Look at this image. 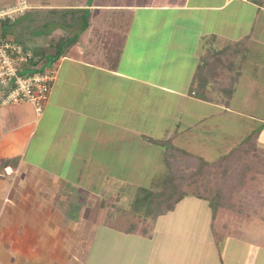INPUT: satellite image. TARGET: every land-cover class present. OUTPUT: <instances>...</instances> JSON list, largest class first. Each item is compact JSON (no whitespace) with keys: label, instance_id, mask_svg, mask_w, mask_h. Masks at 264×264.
I'll use <instances>...</instances> for the list:
<instances>
[{"label":"rangeland","instance_id":"obj_1","mask_svg":"<svg viewBox=\"0 0 264 264\" xmlns=\"http://www.w3.org/2000/svg\"><path fill=\"white\" fill-rule=\"evenodd\" d=\"M253 3L259 4V9ZM262 7L264 0H250L245 5L237 0L232 1L229 8L225 9L228 15L224 29L227 42L224 47L225 57H216L211 61L206 56L207 51L211 53L209 47L213 44L209 39L208 44L202 43L203 50L198 52L203 62L194 67L193 72L181 60L173 70V73H179V77L166 79L165 85L170 88L174 80L187 82L182 83L181 88L186 97L191 94V98H180L177 110L181 117L178 118L181 126L177 130L178 136L186 128L180 135L181 144L170 140L169 134L164 136L163 133L154 131L152 136L158 139L143 148L119 147L115 143L121 135L125 136L122 141L131 139L126 137V132L116 130L111 124L108 126L107 136L112 137V140L102 144L101 132H78L67 138L63 132L65 129L59 127L60 122H52V116L44 121L45 129L39 133L43 135L36 139L45 138L47 142L42 144L34 139L24 161L31 159L48 172L60 173L56 182L59 186L65 182L77 183L79 190L76 191L77 194L65 190L68 196L60 188V203L54 204L47 211L50 215L56 213L55 208L60 211L58 236H55L49 226L44 231L36 226V222L40 225L46 223L45 220L36 221L37 217L46 216V220H51L43 206L34 211L27 210L25 218H22L24 211L18 213L19 221L26 223V227L19 226L22 229L21 241L31 242L20 245L25 253V256H21V259L25 257L21 264H264ZM232 10L245 15L247 21L238 26L233 19L239 15L232 13ZM50 12L53 11L45 12L47 17L52 16ZM195 13L196 11L187 14L177 12L176 15L190 19ZM37 16L38 19L33 22L28 12L5 24L4 31L13 41L30 49L42 67L47 63L51 65L49 58L60 49V44L50 45L57 40L55 25L51 26L52 21L44 25L42 16ZM184 21L179 19L177 23L182 27L181 24L185 25ZM194 24L195 22L187 21V25L197 31ZM170 28L175 34L180 31L173 24ZM183 28L180 31L183 34L181 37L177 36L176 43L182 55L185 54L183 40L187 38ZM199 29L203 30V27ZM248 29L253 30L250 31L249 40L232 44L233 38L237 41L242 36V31ZM188 39L191 43L192 39ZM240 59L247 64V68L241 70L242 73L236 68L240 66ZM224 60L230 67L235 65L232 71L220 68L219 61L223 66ZM34 65L30 61L23 64V67L28 70ZM52 66L55 69L54 79H57L60 77L55 68L57 65L53 62ZM143 68L147 73L149 67ZM188 72H192L191 77L182 80ZM54 79L53 83L56 82ZM53 86L57 87L55 84ZM205 88L209 89L208 95L212 99L207 102L195 99L203 96L202 90ZM144 92L143 95L140 93V98L142 96L144 100H138V111L128 105L130 101L136 102L131 92L126 100L113 98L106 118L113 122H126L124 119L129 113L134 118L141 117V104L145 107L153 102L146 99L148 96H157L158 90L146 86ZM168 95L171 99V94ZM165 99L170 101L167 96ZM47 101L48 97L43 105ZM85 105L86 102H83V106ZM74 106L77 108V104ZM88 110L91 113L98 110L105 115L101 106L96 108L94 101L90 103ZM235 150L238 152L235 155L236 165L240 164L239 168H244L241 175L237 176L240 182L237 179L234 181L236 186L231 196L234 208H218L214 211L211 199L207 197L211 190L216 189L218 178L226 180L230 172L228 162L213 163ZM172 152H183L179 158L181 166L178 173L179 176L187 174L188 179L181 184L180 189H173L172 192H184V197L173 210L154 217L149 211L151 207H156L160 199H164V185L169 181L168 185L179 187L177 177L167 180L170 176L167 174L164 154ZM194 156L205 161L202 167L193 161ZM188 162L189 167H186ZM195 174L196 177H193ZM41 184L42 182L38 186L40 189L35 191L34 201L44 198ZM18 197L20 198L19 195ZM73 222L75 227L72 226ZM8 252L9 254L3 253L0 263L8 264L5 258L9 259V255L10 262H13L12 257L18 255L14 250L11 251L10 246Z\"/></svg>","mask_w":264,"mask_h":264},{"label":"crops","instance_id":"obj_2","mask_svg":"<svg viewBox=\"0 0 264 264\" xmlns=\"http://www.w3.org/2000/svg\"><path fill=\"white\" fill-rule=\"evenodd\" d=\"M16 1L19 0H0V3L13 4ZM23 1L27 8L18 17H23L30 12L33 22L38 19L37 15H39L44 19V25L51 21V26L55 25L57 40L50 45L60 44V49L56 50L60 52V57L54 61L60 77L57 79L55 77L56 82L51 83L48 101L43 105L39 114L28 102L0 106V261L3 253L9 254V246L11 251L14 250L18 254L14 258L11 256L13 262H10V255L9 259L5 258L8 260V264H21L22 259L25 258L21 259V256L22 254L25 256V253L23 246L20 245L31 244L27 240L21 241L22 229L19 226L26 227V223L19 221L18 213L24 211L22 218H25L27 210L34 211L39 206H43L44 212L47 213L51 206L60 203V188L68 196L69 194L65 190L75 194L79 190L77 183L65 182L59 186L56 182L60 173L48 172L47 169L31 159L24 161L29 145L34 139L42 144L46 141L45 138L36 139L43 135L39 133L45 129L43 128L44 121L49 120V117L52 116V122L54 120L60 122V124L58 123L59 127L62 126V129H65L63 132L67 138L78 132H101L102 144H107L112 140V137L107 136L108 126L111 124V127L114 126L116 130L126 132V137L131 139L122 141L125 136L121 135V138L115 143V146L119 147L143 148L146 144L158 139L152 136L154 131H159L164 136L169 134L170 140L181 144L180 135L186 128L182 129L178 136L177 130L181 127L178 118L181 119V117L177 110L180 106L179 101L191 98V94L186 97V93L181 88L182 83L187 82L181 80L175 82L174 80L173 86L170 88L165 85L166 79L179 77V73H173V70L177 66V62L181 60L184 62L183 65L193 69V72L194 67H198L203 62V58L198 55V52L203 50L202 43L208 44L209 39L213 44L209 47L211 53L207 51L206 56L211 58V61L216 57H225L224 47L227 42L224 29L228 19L225 9L229 8L230 3L234 0ZM237 1L244 5L250 2V0ZM253 5L259 9V4L253 3ZM262 8L264 9V7ZM48 10L53 11L50 12L51 17H47L48 15L45 13ZM195 11V15L190 19L189 17L179 18L176 15L177 12L187 14ZM231 12L239 15L233 19L238 26L247 21L245 15L239 11L232 10ZM179 19L186 20L184 21L185 25L181 24L182 27L177 23ZM188 20L195 22L193 27H197V31H193V28L187 25ZM172 24L178 26L180 31L184 27V36L187 37L183 40L184 55L180 54V48L176 46L177 36L181 37L180 35L183 33L179 31L175 34L170 28ZM201 27L203 30L199 29ZM250 31L253 32L252 29L242 31V36L237 41L233 38L234 43L232 42V44L245 43L250 39ZM4 34L11 38L5 31ZM188 38L192 39L191 43ZM187 47L188 50H186ZM221 50L222 52H219ZM32 59L34 58L32 57ZM52 63L51 65L44 64L41 67L37 62L34 66L42 72L46 66L54 68ZM219 63L220 68H224V70L229 68L232 71L235 66L232 64L230 67L225 60L224 67L220 61ZM143 67H149L147 73L143 71ZM236 68L239 73H242L241 70L246 69L247 64L244 61L242 63V59H240V66ZM192 72H188L180 78L182 80L189 79ZM54 84L57 86L56 88L53 86ZM146 86L154 88L158 92L157 96L147 97L146 100H153L149 105L144 107L141 104L143 107H141V117L134 118L133 114L129 113V116L124 119L126 122L123 120L113 122L106 118L113 98L121 101L126 100L130 97V92L136 102L130 101L128 105L138 111L136 106L139 105L140 99L144 100L142 96L140 98V93L142 95L145 93ZM208 90L207 88L203 89V96L195 99L201 102L212 99L208 95ZM168 94H171V99ZM166 96L169 98V102L165 99ZM92 101L96 108L102 107L105 112L104 116L98 110L92 113L88 110ZM83 102H86L85 106H83ZM75 104H77V108L74 106ZM130 132H133L134 136ZM58 137L60 138V134ZM30 179L32 180L29 181ZM41 182L44 198L40 196V200L37 198L34 201L35 191ZM55 210L54 215L47 213L48 216H51V220L49 217L46 220V216L37 217L36 221L45 220L46 223L40 225L36 222V226L42 231L49 226L55 236H58L60 211L56 208ZM84 210H86L85 207ZM4 214L6 218L3 216ZM55 219L57 220L55 221ZM72 226L75 227L74 222ZM93 226L95 225L93 224Z\"/></svg>","mask_w":264,"mask_h":264},{"label":"built area","instance_id":"obj_3","mask_svg":"<svg viewBox=\"0 0 264 264\" xmlns=\"http://www.w3.org/2000/svg\"><path fill=\"white\" fill-rule=\"evenodd\" d=\"M27 8L25 1L0 3V106L28 102L39 114L47 99L55 69L37 72L35 66L25 70L23 64L32 60L33 53L6 36L3 26L15 21Z\"/></svg>","mask_w":264,"mask_h":264},{"label":"trees","instance_id":"obj_4","mask_svg":"<svg viewBox=\"0 0 264 264\" xmlns=\"http://www.w3.org/2000/svg\"><path fill=\"white\" fill-rule=\"evenodd\" d=\"M52 55H53V57L52 58L50 57L49 60L54 62L57 58L60 57V52L55 51ZM33 58L34 59L31 60L32 64H37L38 59L35 58L34 56H33ZM52 62H50V63H52ZM31 71L34 72V71H36V69H34V70L32 69ZM37 72H41V70L38 69ZM238 149H241V147H238ZM236 150L227 156L225 155L224 158L219 159L213 163V164H217V163H222V162H228L227 167H228L229 172H230L228 174V177L226 178V180H223L222 178H218V184H217L216 189L211 190V194H209V197H207V199H211L210 204L213 207L214 211L217 210L218 208H224V209L234 208V205L231 203V196H232L234 188L236 186L234 181H236L235 179H237V181H238L237 176L241 175L242 168H244V166H243L240 169L239 168L240 164L236 165L235 155L238 154V152ZM181 155H183V152L182 153L172 152L170 154H164V159H165L164 162L166 164L167 174H168V176H170L167 180H171L172 178L177 177V181L179 182V184H177V185H179V187L175 188L172 185H168V184H170L169 181H168L169 183L167 182V184L164 185V189L162 190L165 192L164 193V199H160V201H158L159 203L157 202V204L155 205L156 207L155 208L151 207V209L149 211L150 214H152L154 217L164 215L168 211L173 210L175 205L177 204V202H179L184 197V192H182L181 194H173V192H172L173 189H175V190L180 189L181 184L186 182V180L188 179V178H186L187 174H183V175L179 176L180 174L178 173V170H180V166H181V163L179 161V158L181 157ZM187 156L190 157V155H187ZM194 159L195 160H193V161H195L198 166L202 167V165H204L205 161H203L202 159L197 158L196 156H194ZM194 164L195 163H192V165H194ZM185 166L189 167V162L186 163ZM193 177H196V174ZM238 182H240V181H238ZM205 198H206V196H205Z\"/></svg>","mask_w":264,"mask_h":264},{"label":"clouds","instance_id":"obj_5","mask_svg":"<svg viewBox=\"0 0 264 264\" xmlns=\"http://www.w3.org/2000/svg\"><path fill=\"white\" fill-rule=\"evenodd\" d=\"M33 57V56H32ZM33 60V59H32Z\"/></svg>","mask_w":264,"mask_h":264}]
</instances>
